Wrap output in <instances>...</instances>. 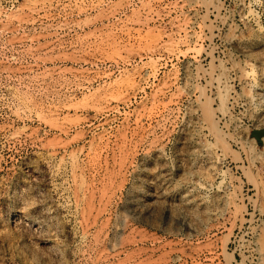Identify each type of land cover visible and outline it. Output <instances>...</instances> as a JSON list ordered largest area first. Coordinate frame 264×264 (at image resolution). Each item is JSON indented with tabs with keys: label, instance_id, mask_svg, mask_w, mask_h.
<instances>
[{
	"label": "rangeland",
	"instance_id": "374dc122",
	"mask_svg": "<svg viewBox=\"0 0 264 264\" xmlns=\"http://www.w3.org/2000/svg\"><path fill=\"white\" fill-rule=\"evenodd\" d=\"M0 264H264V0H0Z\"/></svg>",
	"mask_w": 264,
	"mask_h": 264
},
{
	"label": "bare ground",
	"instance_id": "6f19581e",
	"mask_svg": "<svg viewBox=\"0 0 264 264\" xmlns=\"http://www.w3.org/2000/svg\"><path fill=\"white\" fill-rule=\"evenodd\" d=\"M228 40V38H227ZM229 43H232L231 41H234L232 38H229ZM234 43V42H233ZM152 179V178H151ZM163 180V179H162ZM158 176H154V178L150 181V183L152 185H154V192H153V196L156 197L158 200H162V199H168V195H167V191L164 188V182L162 181ZM149 181V180H148ZM166 185V184H165ZM170 199V198H169ZM181 200V199H180ZM188 200V199H187ZM157 201V200H156ZM166 201V200H165ZM168 202V201H167ZM183 202V201H182ZM172 203V201H171ZM169 204V202H168ZM137 207L142 208V204L140 202V200L137 202ZM170 207V205H169ZM172 207V206H171Z\"/></svg>",
	"mask_w": 264,
	"mask_h": 264
}]
</instances>
